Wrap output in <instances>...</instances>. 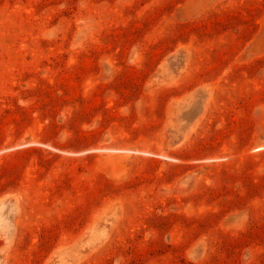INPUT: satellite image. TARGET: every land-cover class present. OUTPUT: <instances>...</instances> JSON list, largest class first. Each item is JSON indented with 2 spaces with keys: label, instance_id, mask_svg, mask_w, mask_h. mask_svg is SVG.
I'll use <instances>...</instances> for the list:
<instances>
[{
  "label": "rangeland",
  "instance_id": "obj_1",
  "mask_svg": "<svg viewBox=\"0 0 264 264\" xmlns=\"http://www.w3.org/2000/svg\"><path fill=\"white\" fill-rule=\"evenodd\" d=\"M264 0H0V264H264Z\"/></svg>",
  "mask_w": 264,
  "mask_h": 264
},
{
  "label": "bare ground",
  "instance_id": "obj_2",
  "mask_svg": "<svg viewBox=\"0 0 264 264\" xmlns=\"http://www.w3.org/2000/svg\"><path fill=\"white\" fill-rule=\"evenodd\" d=\"M263 148H264V147L261 146V147H258L257 150H261V149H263Z\"/></svg>",
  "mask_w": 264,
  "mask_h": 264
}]
</instances>
